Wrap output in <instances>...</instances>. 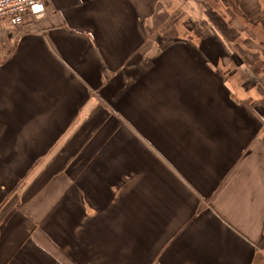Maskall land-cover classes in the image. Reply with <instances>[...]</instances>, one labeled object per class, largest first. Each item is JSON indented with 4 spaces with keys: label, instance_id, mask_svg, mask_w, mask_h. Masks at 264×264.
<instances>
[{
    "label": "crops",
    "instance_id": "0c3cea01",
    "mask_svg": "<svg viewBox=\"0 0 264 264\" xmlns=\"http://www.w3.org/2000/svg\"><path fill=\"white\" fill-rule=\"evenodd\" d=\"M220 1L0 24V264H264V0Z\"/></svg>",
    "mask_w": 264,
    "mask_h": 264
},
{
    "label": "rangeland",
    "instance_id": "374dc122",
    "mask_svg": "<svg viewBox=\"0 0 264 264\" xmlns=\"http://www.w3.org/2000/svg\"><path fill=\"white\" fill-rule=\"evenodd\" d=\"M173 1V5L172 7H170L172 9V14L170 13L168 15V19L169 17L172 18V20L170 21V23H168V25L165 23V18L160 15V17H158V26L160 27L161 25L163 24H166V27H181L183 24H181V22H184L186 25H189V26H193L195 28V30H199V25L201 24L202 20L201 19H197V15H198V11H192L193 8L195 9H204V8H209V16H213L214 14L210 11V9H223L224 6H223V2L219 1V0H201L202 2H200L201 4L204 3V5H199V6H196L195 4H192L190 1H186V0H172ZM223 1H226V2H229L231 3L230 0H223ZM206 4V5H205ZM236 7H232V10H234L236 12ZM231 10V11H232ZM188 12V13H187ZM217 12V15L219 14L218 11ZM239 12V11H238ZM160 13V12H159ZM240 13V12H239ZM204 14H207L206 12H204ZM215 18L214 21L215 22H218V16H214ZM164 29V28H163ZM160 28H158V31L160 32ZM169 38H171V41H172V37H175L176 34L175 33H170V32H167ZM195 39V42L198 43L200 46L202 45V41H200L197 37L194 38ZM164 41L165 40H169L168 38L166 39H163ZM165 43H163L164 45ZM245 75V72L242 73V76ZM245 79V77L243 78Z\"/></svg>",
    "mask_w": 264,
    "mask_h": 264
},
{
    "label": "built area",
    "instance_id": "2783aa9c",
    "mask_svg": "<svg viewBox=\"0 0 264 264\" xmlns=\"http://www.w3.org/2000/svg\"><path fill=\"white\" fill-rule=\"evenodd\" d=\"M48 0H0V24L29 26L46 16Z\"/></svg>",
    "mask_w": 264,
    "mask_h": 264
},
{
    "label": "trees",
    "instance_id": "16d2710c",
    "mask_svg": "<svg viewBox=\"0 0 264 264\" xmlns=\"http://www.w3.org/2000/svg\"><path fill=\"white\" fill-rule=\"evenodd\" d=\"M217 1V0H216ZM220 1V0H219ZM239 2V0H237Z\"/></svg>",
    "mask_w": 264,
    "mask_h": 264
}]
</instances>
